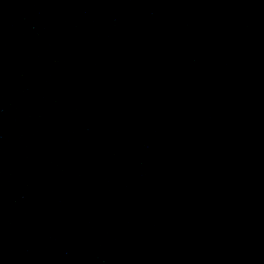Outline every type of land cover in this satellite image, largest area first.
<instances>
[{
  "label": "water",
  "instance_id": "water-1",
  "mask_svg": "<svg viewBox=\"0 0 264 264\" xmlns=\"http://www.w3.org/2000/svg\"><path fill=\"white\" fill-rule=\"evenodd\" d=\"M0 264H264V0H0Z\"/></svg>",
  "mask_w": 264,
  "mask_h": 264
}]
</instances>
